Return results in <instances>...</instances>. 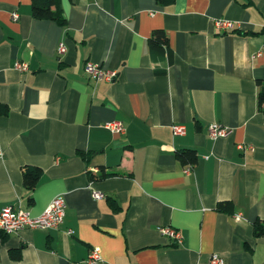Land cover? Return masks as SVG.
Returning a JSON list of instances; mask_svg holds the SVG:
<instances>
[{
  "label": "crops",
  "instance_id": "0c3cea01",
  "mask_svg": "<svg viewBox=\"0 0 264 264\" xmlns=\"http://www.w3.org/2000/svg\"><path fill=\"white\" fill-rule=\"evenodd\" d=\"M32 2L0 0V211L38 217L62 196L66 214L56 229L0 231V264H86L96 247L102 264H264V0H60L63 26L34 18ZM159 30L172 63L150 53ZM89 62L118 77L91 78ZM214 124L228 134L214 139ZM27 167L42 172L32 191ZM102 170L116 175L90 178Z\"/></svg>",
  "mask_w": 264,
  "mask_h": 264
},
{
  "label": "built area",
  "instance_id": "2783aa9c",
  "mask_svg": "<svg viewBox=\"0 0 264 264\" xmlns=\"http://www.w3.org/2000/svg\"><path fill=\"white\" fill-rule=\"evenodd\" d=\"M18 17L17 15L15 16ZM216 26L220 30L233 31L235 24L228 20L216 21ZM67 47L64 43L60 44L58 53L65 54ZM19 70H26V64H18ZM87 74L95 80H105L107 82H113L117 77L118 73L112 70H103L99 65L89 62L86 64ZM106 128L111 130L114 134H125L126 128L120 121L111 122L106 125ZM173 132L175 135L185 134V128L183 126H173ZM228 134V130L220 124H214L210 128V135L214 138L224 137ZM189 170H187L188 172ZM104 194L100 192L94 193L95 199H102ZM66 214V202L62 196L55 198L46 210L38 217H33L29 213L24 212L21 209H15L14 207H6L0 211V231L7 235L15 234L25 229H56L63 222ZM237 220H240L241 215L236 216ZM162 235L175 240L178 244L182 243V234L171 228L164 227L160 229ZM103 258L100 248L96 247L92 250L89 259L86 264H102ZM210 264H228L227 261L220 257L218 254H214L211 257Z\"/></svg>",
  "mask_w": 264,
  "mask_h": 264
},
{
  "label": "trees",
  "instance_id": "16d2710c",
  "mask_svg": "<svg viewBox=\"0 0 264 264\" xmlns=\"http://www.w3.org/2000/svg\"><path fill=\"white\" fill-rule=\"evenodd\" d=\"M162 7H169L174 5L177 0H156ZM33 17L38 20L55 21L60 25L65 24V20L62 16L60 0H33L32 2ZM260 34H264V31ZM148 47L151 55L156 59H163L167 57L172 63L173 51L170 46V42L166 33L162 30L153 33L152 37L148 40ZM163 73V72H161ZM258 85V108L259 111L264 113V77L257 81ZM9 114V107L0 104V115ZM177 160L184 165H195L198 161V155L195 150H183L176 153ZM24 185L26 189L32 191L37 186L42 172L38 168L27 167L24 169ZM116 174L106 173L105 170L99 175L90 174V178L106 179L108 177L115 176ZM220 212L231 213L233 211V205L231 203H221L218 206ZM254 236L256 238H264V221L258 220L253 226ZM12 257L19 258V255L12 254Z\"/></svg>",
  "mask_w": 264,
  "mask_h": 264
}]
</instances>
